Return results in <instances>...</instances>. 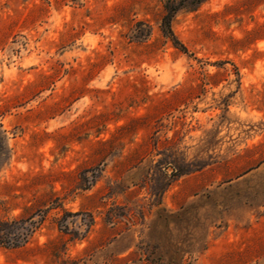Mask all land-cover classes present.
<instances>
[{
	"label": "rangeland",
	"instance_id": "374dc122",
	"mask_svg": "<svg viewBox=\"0 0 264 264\" xmlns=\"http://www.w3.org/2000/svg\"><path fill=\"white\" fill-rule=\"evenodd\" d=\"M162 5L0 0V264H264V0Z\"/></svg>",
	"mask_w": 264,
	"mask_h": 264
},
{
	"label": "trees",
	"instance_id": "16d2710c",
	"mask_svg": "<svg viewBox=\"0 0 264 264\" xmlns=\"http://www.w3.org/2000/svg\"><path fill=\"white\" fill-rule=\"evenodd\" d=\"M205 0H162L163 2V11L160 17V31L162 33V36L167 41H170L172 45L179 49L181 52L188 53L187 47L184 45L183 42H181L178 37L175 35L173 29H172V21L175 15L183 10H193L198 5H200ZM183 172H180L179 169H176V171L173 172L174 176H179ZM27 208V207H26ZM180 217L179 213L174 214H168L164 218L167 223L169 222H177V218ZM15 219V218H14ZM25 236V240H26ZM6 236L4 234L0 233V244L6 243L5 240ZM167 259L165 264H182L183 256L180 255V253H166ZM161 257H158L160 259ZM151 263H153L152 259H149Z\"/></svg>",
	"mask_w": 264,
	"mask_h": 264
}]
</instances>
